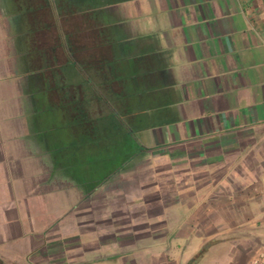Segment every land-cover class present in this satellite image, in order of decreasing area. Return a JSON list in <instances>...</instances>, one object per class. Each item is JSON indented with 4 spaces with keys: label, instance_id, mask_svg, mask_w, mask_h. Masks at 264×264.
Masks as SVG:
<instances>
[{
    "label": "crops",
    "instance_id": "1",
    "mask_svg": "<svg viewBox=\"0 0 264 264\" xmlns=\"http://www.w3.org/2000/svg\"><path fill=\"white\" fill-rule=\"evenodd\" d=\"M77 63L138 148L94 191L49 151L42 108ZM262 245L264 0H0L4 263L188 264L208 246L197 264H247Z\"/></svg>",
    "mask_w": 264,
    "mask_h": 264
},
{
    "label": "trees",
    "instance_id": "2",
    "mask_svg": "<svg viewBox=\"0 0 264 264\" xmlns=\"http://www.w3.org/2000/svg\"><path fill=\"white\" fill-rule=\"evenodd\" d=\"M66 68L64 69L65 72ZM84 67H75L76 84L70 95L71 85H59L49 82L45 85L43 101L44 118L48 117V147L58 158L61 168L73 175L77 183L88 191H94L105 183L112 174L118 172L123 164L137 153V144L133 133L120 120L114 100L100 95L103 87L85 75ZM111 111L104 114V107ZM39 108V107H38ZM59 108L60 115L52 118V110ZM70 109V110H69ZM68 110L73 113L76 137L67 133ZM58 119V120H57ZM57 129H50L52 125ZM49 125H51L49 127ZM59 133V140L55 133ZM208 247V246H207ZM205 247L188 264H197L206 252ZM0 264H6L0 259Z\"/></svg>",
    "mask_w": 264,
    "mask_h": 264
},
{
    "label": "built area",
    "instance_id": "3",
    "mask_svg": "<svg viewBox=\"0 0 264 264\" xmlns=\"http://www.w3.org/2000/svg\"><path fill=\"white\" fill-rule=\"evenodd\" d=\"M247 264H264V245L255 250Z\"/></svg>",
    "mask_w": 264,
    "mask_h": 264
}]
</instances>
